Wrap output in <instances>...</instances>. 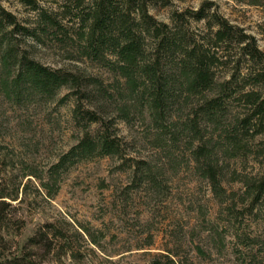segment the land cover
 Masks as SVG:
<instances>
[{
  "label": "rangeland",
  "instance_id": "rangeland-1",
  "mask_svg": "<svg viewBox=\"0 0 264 264\" xmlns=\"http://www.w3.org/2000/svg\"><path fill=\"white\" fill-rule=\"evenodd\" d=\"M88 1L35 0V9L0 0L19 26L31 29L22 32L2 20L0 49H26L44 65L98 76L113 89V74L80 49L79 15ZM165 1L151 2L149 9L169 22L172 11L196 9L205 0ZM209 1L264 51V0ZM40 10L53 13L59 25L46 26ZM202 26L191 22L196 33ZM227 71L219 67L217 78ZM72 90L16 97L0 88V191L6 195L0 198V259L32 253L41 264H264V194L251 204L253 196L244 193L247 182L264 176V129L239 154L218 152L221 200L192 161L186 138L161 134L134 107L127 120L117 119L119 102L105 105L102 115L117 121L124 156L72 158L61 165L81 135ZM136 160L149 163L158 188L133 176ZM36 233H48L50 253L30 244Z\"/></svg>",
  "mask_w": 264,
  "mask_h": 264
},
{
  "label": "trees",
  "instance_id": "trees-1",
  "mask_svg": "<svg viewBox=\"0 0 264 264\" xmlns=\"http://www.w3.org/2000/svg\"><path fill=\"white\" fill-rule=\"evenodd\" d=\"M21 1L39 8L35 0ZM158 1L167 2L89 0L81 11L82 29L77 34L82 54L113 74V89L98 76L52 68L30 57L26 49L10 44L0 49L4 73L0 88L16 97L26 91L53 97L61 88L73 89L77 102L72 116L81 135L63 155L61 165L72 158L124 156L117 121L102 115L105 105L119 102L117 119L121 120L129 118L132 107L147 113L161 134L188 140L192 161L222 200L218 152L239 154L241 146L264 129V51L253 34L213 9L212 1L205 0L196 9H176L169 22L150 12V3ZM39 17L46 26L59 25L51 12L40 10ZM2 20L31 32L0 8V26ZM192 21H203L199 33L191 29ZM219 67L228 69L222 79L216 76ZM131 171L139 183L160 186L147 161L136 160ZM246 186L244 193L253 196L251 204L256 203L264 194V176ZM3 194L0 191V198L6 196ZM29 242L47 253L54 247L48 233H36ZM0 264L41 261L30 253L3 257Z\"/></svg>",
  "mask_w": 264,
  "mask_h": 264
}]
</instances>
